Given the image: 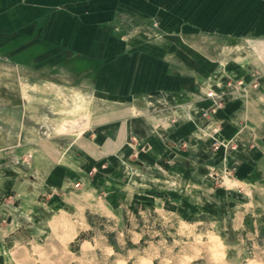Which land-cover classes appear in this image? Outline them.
Segmentation results:
<instances>
[{
  "label": "rangeland",
  "instance_id": "rangeland-1",
  "mask_svg": "<svg viewBox=\"0 0 264 264\" xmlns=\"http://www.w3.org/2000/svg\"><path fill=\"white\" fill-rule=\"evenodd\" d=\"M29 54L0 50V264H264V63L204 94L203 117L241 99L260 126L242 116L228 161L167 149L164 169L204 170L181 179L142 170L133 139L123 160L91 144L109 109L92 78Z\"/></svg>",
  "mask_w": 264,
  "mask_h": 264
},
{
  "label": "crops",
  "instance_id": "crops-1",
  "mask_svg": "<svg viewBox=\"0 0 264 264\" xmlns=\"http://www.w3.org/2000/svg\"><path fill=\"white\" fill-rule=\"evenodd\" d=\"M6 49L91 77L109 109L90 143L122 159L133 139L147 146L141 169L165 170L163 178L204 176L185 159L180 170L164 169L167 149L184 142L191 151L179 152L196 162L228 161L227 147L242 144V116L245 128L263 120L260 108L241 99L208 119L203 111L215 82L264 63V0H0V50ZM226 50L237 58L226 59Z\"/></svg>",
  "mask_w": 264,
  "mask_h": 264
}]
</instances>
